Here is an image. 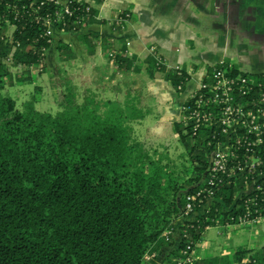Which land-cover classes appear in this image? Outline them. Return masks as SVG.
<instances>
[{"label":"trees","instance_id":"1","mask_svg":"<svg viewBox=\"0 0 264 264\" xmlns=\"http://www.w3.org/2000/svg\"><path fill=\"white\" fill-rule=\"evenodd\" d=\"M128 19L130 13L120 11L110 27ZM104 22L83 0H0V264H145V255L153 254L150 264L159 247L171 244L174 226L179 242L162 264H264V246H239L230 257L190 256L207 228L264 216V147L238 142L244 131L231 141L227 160L228 165L242 163L255 151L259 163L253 177L260 176L255 187L244 192L240 178L206 185L209 155L223 135L221 126L211 136L208 128L187 118L199 91L182 104L187 119L173 123L187 156L177 164L134 136V124L147 114L137 96L112 101L63 80L59 109L52 114L35 108V95L18 109L11 96L1 94L13 81L30 83L31 66L43 67L51 44L48 30L77 33ZM89 37L97 35L78 34L90 47ZM57 50L61 60L72 57L62 41ZM112 58L120 69L131 67L126 57ZM147 64V74L162 72L176 94L190 80L184 68L166 69L152 56ZM221 67L252 87L236 97L242 104L264 95V73L240 71L228 60ZM218 68L217 63L205 65L203 80ZM248 136L245 141L255 139ZM261 137L264 144V132ZM226 174L218 176L225 181ZM189 195L194 196L193 212L181 217Z\"/></svg>","mask_w":264,"mask_h":264},{"label":"crops","instance_id":"2","mask_svg":"<svg viewBox=\"0 0 264 264\" xmlns=\"http://www.w3.org/2000/svg\"><path fill=\"white\" fill-rule=\"evenodd\" d=\"M56 1L64 4L67 0ZM83 1L96 9L97 19H104L105 22L87 24L77 33L50 29L51 44L45 51L43 67L31 66L29 68L31 81L28 84L33 88L34 86L39 87L40 85H37V83H41L40 92L45 89V91L58 98L61 94V82L63 80H69L79 89L90 88L98 93H103V95L106 93L104 99L117 102H121L126 95H134L139 98L141 104V96H149L151 99H156L157 102L155 103L157 118L152 125L155 129L154 133L157 135L162 132L165 125L169 124L171 126V121L175 118L178 121L181 120V105L198 88L203 78L204 67L198 69L195 62L193 66H188V68L183 65L185 59L193 58L191 53L195 47L198 46L201 49L198 57L201 63H205L204 66L213 65L222 60H228L230 63L236 64L231 58L226 57L229 53L234 52H243L257 60V54L261 52L259 47L264 48V44L260 40L252 43L251 37L246 39L236 38L237 35L234 31L238 34L240 27L235 24L232 25L235 27H227L228 34L234 36L225 43L219 40L218 29L213 23L204 28L203 25L197 22V18L191 21L196 25L197 31L194 30L191 33L187 27L186 13L177 12L167 6V3L172 0L163 1L162 5L156 8L157 10L148 5L144 6L143 4L141 6L143 1L139 0ZM173 2L176 3V0H173ZM123 10L130 13V19L123 21V23L116 22L115 27L111 28L110 22L115 19L118 12ZM239 16L233 15L232 17L236 19ZM245 17L249 18V16ZM79 33L97 35V37H89V47L78 39ZM59 41L66 43L72 53V57L68 60H61L62 58L57 50ZM184 42L189 43L192 49H189L191 47L185 48ZM217 49L221 51L219 57L213 54L216 53ZM112 54H119L130 59L132 61L131 67L129 69L118 68ZM149 56L156 60L159 58L166 69L184 68L189 74L190 80L192 74L197 72L196 83L191 85L189 80L184 91L181 94H176L174 89L165 81L162 72L154 71L152 76L147 74V58ZM236 65L243 72L264 73L262 71L243 70L238 64ZM16 83L15 85H19L22 82ZM34 95L37 99V93ZM101 98H103L102 94ZM141 107L146 111L151 109L145 104H141ZM208 204L209 202L203 207L208 206ZM218 226L219 229L216 234L219 237L217 238L205 239L204 236L208 228L203 232L200 242L194 249V258L230 257L235 248L239 246L251 250L264 246V232H260L264 226V217L244 224ZM250 226H254L252 235L256 240L250 239L247 235L240 236L242 235L241 232L247 230ZM258 238L260 239L258 240ZM169 240L171 244L159 247L154 253L150 264H162L167 259L172 258L173 251L179 242L177 226L172 228ZM249 243L250 246H248ZM255 243L257 244L253 245Z\"/></svg>","mask_w":264,"mask_h":264},{"label":"rangeland","instance_id":"3","mask_svg":"<svg viewBox=\"0 0 264 264\" xmlns=\"http://www.w3.org/2000/svg\"><path fill=\"white\" fill-rule=\"evenodd\" d=\"M139 1H143L141 3V6L143 4L144 6L148 5L153 7L155 10L158 6L162 5L163 1L166 2L167 0ZM249 1L251 2L247 5ZM167 6L171 7L172 10H175L177 12L181 11L186 13V20L188 23L187 27L191 31V33L194 30L197 31L196 25L194 23H191L192 19L194 20L197 18V22L203 25L204 28L210 26L213 23V25H215V27H217L218 29V36L220 35L219 40H222V43L228 42L233 38L234 35L230 36V34H228L227 27H235L232 26L233 24H235L239 25L240 27L238 34L236 31H234L237 35L236 38L246 39L247 37H251L250 40L252 43L254 41L256 43V40H260L261 43L264 44V0H176V3L172 0L170 1V3H167ZM233 15L240 16L239 18L235 19L232 17ZM245 16H249V18ZM242 17L247 19H243ZM247 28L249 30H246ZM184 43L185 48L191 47L189 43ZM189 49H192V47ZM259 49H261V52L257 54V60H254L255 58H252L251 55L244 54L243 52L229 53L228 55H226V57L231 58L232 61L238 64L243 70L264 72V48L259 47ZM217 50L216 53L213 54L219 57L221 51ZM199 51H201V49L198 46L195 47L193 52L191 51V55L193 58H187L188 60L185 59L183 63L185 68H188V66H193L194 62L197 64L196 67H198V69L204 67L205 63H201L199 61ZM179 53L181 54V52ZM197 76V72L192 74L190 80L191 85L196 83L195 80ZM15 83L16 81H13L12 86L5 87L4 90L1 91V94L11 96L16 101V107L18 109L21 108L22 103L25 100H28L32 96V93L33 95L37 93V99L34 103V106L37 110L47 111L54 114L59 109L56 102L58 97L51 95L50 92L45 91V89L40 92V88L42 87L41 83H37V85H40L39 87L34 86L33 88L27 82H22L19 85H15ZM98 94L100 97L102 94L103 98L105 97L104 95H106V93H104V95L103 93ZM140 100L141 104H145L151 109L146 112L147 114L141 122H137L134 124V136L139 141H141L146 148L150 149L151 151H156L157 153L160 152L167 155L168 158L176 164L186 160V152L184 151L181 143L177 140V136L173 130V123L174 121H178V119L175 118L174 120H172L171 126L169 124L165 125L162 129V132L157 135L154 133L155 129L152 126L157 118V109L155 104L157 103L156 99H151L149 96L147 97L145 95L141 96ZM165 104L167 105V103ZM253 227L254 226H250L249 228H247V230L241 232L242 235L240 236L244 237L245 235H247L248 237H250V239L256 240V238H254L252 235ZM218 229V225L209 227L206 235L204 236L205 239H208L210 237H219L216 234ZM260 232H264V226L263 228H261ZM259 239L260 238H258V240ZM256 244L257 243L253 245ZM248 246H250V243Z\"/></svg>","mask_w":264,"mask_h":264},{"label":"built area","instance_id":"4","mask_svg":"<svg viewBox=\"0 0 264 264\" xmlns=\"http://www.w3.org/2000/svg\"><path fill=\"white\" fill-rule=\"evenodd\" d=\"M119 22V21H118ZM50 34V30L47 31ZM157 61L161 62L159 58ZM220 68L213 69L209 75L206 76V81L203 80L205 73L198 88L190 95L193 97L195 92L199 91V94L195 100V111H193L188 119H193L195 126L199 124L204 128H208L209 135H214L213 129L216 126H221L222 138L217 142L216 147L209 155V164L207 167V186H218L222 185L223 182H229L231 179L240 178L242 180L241 189L244 192H248L257 183V179L260 177H253L256 166L259 163V159L255 151H252L243 162H236L234 165H228L227 157L231 154L230 147L231 141L234 140V136L238 132L244 131V137H239L238 142L242 141L249 146H261L263 139L261 135L264 132V95H260L255 99L251 105H244L239 100L236 99L242 94H247L252 87L246 85V79L236 76H227L226 70L221 67L224 65V61H219L217 63ZM227 68H231V64L227 65ZM215 105L219 107V112H213L209 110V106ZM182 105L180 110L182 109ZM184 116L181 119H187ZM248 135H254V140H248ZM234 138V139H233ZM235 139V140H236ZM202 140V139H201ZM200 140V143L202 141ZM262 144V145H261ZM226 174L225 181L222 180L218 175ZM210 195L213 193L210 192ZM196 195H199L197 193ZM192 199L194 196H187L184 210L181 217L193 212ZM264 216L254 217L249 220L238 219L237 224H244L248 222H253ZM190 250V246L187 245L184 253ZM194 250L191 251L190 256H193ZM153 254L145 255L144 263H148ZM189 256V258H190ZM187 258V260H189Z\"/></svg>","mask_w":264,"mask_h":264}]
</instances>
